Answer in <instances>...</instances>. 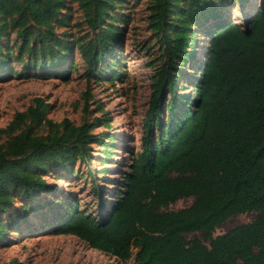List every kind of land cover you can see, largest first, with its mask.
Wrapping results in <instances>:
<instances>
[{"label": "trees", "instance_id": "trees-1", "mask_svg": "<svg viewBox=\"0 0 264 264\" xmlns=\"http://www.w3.org/2000/svg\"><path fill=\"white\" fill-rule=\"evenodd\" d=\"M76 1L88 27L98 31L88 42H70L56 32L67 21L62 8L68 0H0V68L13 59L31 68H56L75 45L90 68L105 62L114 47L111 26H104L118 0ZM245 1L152 0L150 26L165 45V58L153 78L141 149L110 200L100 202L98 215L75 203L54 234L77 236L122 260L139 248L136 264H264V7L244 23L218 8ZM214 21L189 102L179 94L177 77L198 61L197 27ZM11 34L15 44L5 47L2 41ZM50 107L36 97L0 128V138H7L0 144V214L18 197L55 189L49 173L73 174L78 162L94 157V142L105 144L92 132L94 124L54 122ZM35 125L48 133L35 134ZM92 193L101 196V187L93 186ZM190 197L189 207L163 210ZM252 211L257 216L251 223L214 235L230 217ZM7 225L0 222V236ZM197 231L209 245L187 238Z\"/></svg>", "mask_w": 264, "mask_h": 264}, {"label": "rangeland", "instance_id": "rangeland-1", "mask_svg": "<svg viewBox=\"0 0 264 264\" xmlns=\"http://www.w3.org/2000/svg\"><path fill=\"white\" fill-rule=\"evenodd\" d=\"M151 6L152 0L117 1L112 19L104 26L105 30L111 26L108 36L114 50L105 62L93 68L76 45L68 54L67 62L56 68H31L17 59L0 68V128L6 127L17 112L32 105L36 97H43L51 105L47 115L54 122L68 118L80 125L86 120L94 124L92 132L105 142H94L91 149L94 157L90 162H78L73 174L61 170L49 173L47 180L55 189L31 199L18 197L6 213L0 214V222L9 224L7 234L0 236V264H136L139 248L133 249L129 260H122L92 248L77 236L53 231L71 213L67 210L75 203L98 215L100 202L110 200L111 190L121 183L134 153L141 149L153 78L165 58V45L150 26ZM263 7L264 0H247L242 5L231 2L218 8L244 23ZM62 11L67 21L57 27L59 36L70 42H88L96 37L98 31L88 27L78 1L68 0ZM211 23L197 27L198 41L194 46L198 61L187 64L177 77L179 94L188 97L189 102L195 99L193 84L200 76V61L215 21ZM2 44L13 46L15 35L6 36ZM87 91L90 113L85 114ZM32 130L38 135L49 131L44 125H35ZM6 140V136L0 138V144ZM90 172L94 173V178ZM95 185L102 189L99 197L92 193ZM193 201L191 197L183 198L163 210L177 211L189 207ZM256 216L257 212L252 211L230 217L214 235L251 223ZM186 236L189 240L198 237L209 245L203 232ZM238 264L243 261L239 260Z\"/></svg>", "mask_w": 264, "mask_h": 264}]
</instances>
